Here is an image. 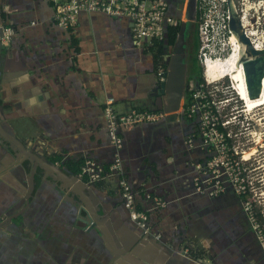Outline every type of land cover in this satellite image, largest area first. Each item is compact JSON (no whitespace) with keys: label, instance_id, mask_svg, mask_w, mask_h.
Returning a JSON list of instances; mask_svg holds the SVG:
<instances>
[{"label":"crops","instance_id":"obj_1","mask_svg":"<svg viewBox=\"0 0 264 264\" xmlns=\"http://www.w3.org/2000/svg\"><path fill=\"white\" fill-rule=\"evenodd\" d=\"M167 1L168 13L178 18V0ZM0 12L15 27L1 64L4 127L69 172L79 174L74 163L87 157L108 166L115 148L104 113L107 98L114 97L122 110L160 108L161 79L152 47L134 42L128 18L83 12L65 30L47 0H0ZM193 132L194 123L174 116L120 129L123 164L137 204L149 207L148 194L168 201L150 214L161 238L149 236L140 250L153 264H188L185 248L194 247L195 258L197 248H210L216 198L231 199V189L217 197L194 192L192 163L201 153L186 143ZM60 185L37 175L30 191L27 172L14 164L12 150L0 140V220L17 215L0 229V264H124L100 230L83 226L84 212ZM92 185L111 204L118 240L140 242L144 233L131 220L120 189L110 182Z\"/></svg>","mask_w":264,"mask_h":264},{"label":"built area","instance_id":"obj_2","mask_svg":"<svg viewBox=\"0 0 264 264\" xmlns=\"http://www.w3.org/2000/svg\"><path fill=\"white\" fill-rule=\"evenodd\" d=\"M47 1L54 8L55 22L65 30L75 26L79 15L83 12H100L112 17L128 18L132 24L134 42L139 45L145 44L153 47L156 41L167 45L168 27L177 26L179 23L175 16L168 13L169 3L167 0ZM219 3V0H199L200 19H203L198 28V35L202 41L199 59L204 69L206 83L211 85L219 83L227 75L211 81L210 76L207 74L209 65H214L217 61L226 58L233 49L230 42L231 29L225 18H218L219 13L216 18H210V12H213L214 9H221V4ZM14 34L15 27L8 24L2 38L4 44H8ZM254 45L257 47L256 44ZM261 45L264 46V44ZM165 72L166 67L162 64L158 65V74L161 80L165 78ZM231 85L234 88L232 81ZM203 88L196 95L201 98L194 102L187 111L190 117L196 111H201L199 129L188 135L186 139L190 149H198L201 153V159L192 163L195 169V174L192 178L194 192L209 197H217L226 192L227 189H232L243 198L250 222L260 238L261 236L264 237V223L258 218L260 210L255 211L254 208L256 203L264 201V197L262 198L264 195V178L254 176L253 172L261 166L251 162L256 159L259 147H264V143L261 141L264 140V136H262L264 135V130L260 127L262 118L255 120L253 126L257 131L260 128V134L255 137L256 131H250L246 140L241 141L239 135L241 131L238 129L237 116H228L226 118L223 115V109H226V101L228 99H216L220 92V88L217 87L212 94L214 95V100L204 102L202 101ZM246 107L247 112L253 111V109L248 108L247 103ZM104 113L107 119L111 143L115 148L114 160L108 166H105L95 159L87 157L80 165L79 175L91 184L110 182L116 188H119L124 205L129 210L131 220L146 236L160 239L161 235L155 233L152 229L150 214L154 210L166 207L168 201L162 197L148 194L147 199L151 202L150 206L143 209L137 208V194L128 179L123 164L124 140L120 134V129L134 127L142 123L159 122L166 116L171 115L161 109H149L139 106L122 110L117 106L116 99L112 96L106 100ZM262 127L264 128V124H262ZM254 149L255 152L250 158H246V154ZM260 213L264 219V212ZM261 242L264 246V241L261 240ZM186 252H189V250L186 249Z\"/></svg>","mask_w":264,"mask_h":264},{"label":"water","instance_id":"obj_3","mask_svg":"<svg viewBox=\"0 0 264 264\" xmlns=\"http://www.w3.org/2000/svg\"><path fill=\"white\" fill-rule=\"evenodd\" d=\"M229 10V27L231 30L240 32L241 40L248 45L249 54L252 57L245 59L244 67L249 92L251 96L257 97L261 93V84L264 77V49L257 48L251 37L247 35L243 28L242 20L234 3V0H227ZM232 5L236 13H232ZM197 18L196 11L194 14L185 11L184 18L178 23L179 31L175 42L167 51L165 78L160 83L161 104L160 108L168 115H179L185 110L189 55L191 51V38L193 34L194 20ZM8 23L0 18V76L4 73L2 63L5 60L8 49L2 38L4 37L5 28ZM166 44H169L167 40ZM0 140L4 143L5 148L12 150L14 164L21 166L27 172L29 180V190L32 191L35 186L37 175L46 178L59 180L61 189L70 192V199L75 200L78 205L80 214L83 215L84 224L89 228L100 230L104 234L109 248L118 261L124 264H153L141 253L145 242L149 236L145 234L140 238V242L124 243L120 242L110 221V205L105 203L96 192L95 187L87 182L78 173H72L62 168L57 162L49 160L48 156L42 155L28 147L12 130L5 128L0 116ZM29 193V192H28ZM103 206L102 213H99ZM106 208V209H105ZM82 215V214H81ZM17 215L3 216L0 220V229L7 227V223ZM144 237V238H143ZM184 254L190 257L188 264H198V259L191 255V252L183 250ZM198 262V263H197Z\"/></svg>","mask_w":264,"mask_h":264},{"label":"flooded vegetation","instance_id":"obj_4","mask_svg":"<svg viewBox=\"0 0 264 264\" xmlns=\"http://www.w3.org/2000/svg\"><path fill=\"white\" fill-rule=\"evenodd\" d=\"M177 8L179 9V17L177 18L179 22L184 18L186 10H188V13L191 15L196 11L197 16L194 20L191 51L188 58L189 70L185 109L191 101L194 103L199 100V97L196 95L202 87H204L202 101H213L214 95L212 94L219 86L220 92L216 99L225 100L221 93L222 88L226 87L225 84L211 85L205 83L206 80L203 83H199L200 76H204V69L200 62L199 54H195V34L201 17L199 0H178ZM166 55L167 53H165V58ZM195 56H197V62ZM234 104L233 108L236 109L233 112H237L238 129H241L240 126H243L241 131L243 136H241L240 139L241 141H244L250 132V128L254 126L257 116L261 114V111H253L252 113L247 112V108H245L246 103L239 98L235 99ZM184 112L185 110L179 115L174 114L171 116H174L179 122H181V120L184 119ZM262 112H264V109H262ZM223 115L224 117L227 115L226 109H223ZM258 152L259 156H261L263 150L259 151L258 149ZM261 158L264 159V156ZM230 193L231 199L223 200V198H216V200H218V204L216 205L217 212L211 216L213 219L211 228H214L215 234L210 235L211 247H206V251L210 256L209 259L215 264H264V248L250 222L248 212L244 206V201L240 195L235 193V191L232 190ZM219 196H221V194ZM211 212L213 213V210ZM210 249H213L216 253H212L209 251Z\"/></svg>","mask_w":264,"mask_h":264},{"label":"rangeland","instance_id":"obj_5","mask_svg":"<svg viewBox=\"0 0 264 264\" xmlns=\"http://www.w3.org/2000/svg\"><path fill=\"white\" fill-rule=\"evenodd\" d=\"M221 4V9H214L213 12H210V18H216L217 14L219 13L218 18H225L226 23L229 24V10H228V4H227V0H219ZM235 1V5L239 14V18L244 21L246 23V30L251 34L252 39H254V41H256L259 44H264V0H234ZM203 21V19H200L199 23H198V28L201 24V22ZM200 40V38H199ZM202 45V41L200 40V46ZM230 49V47H229ZM200 50V48H199ZM199 54V51H198ZM227 56V55H226ZM231 78L229 76H226L224 79H222L219 83L217 84H225L226 87L222 88L221 93L223 94L225 99H228L226 101V114L225 117L227 118L228 116H234L237 114V112H233L230 113L231 111H234L236 108L234 107V103H235V99L239 98L242 99V97H240V95L238 94V92L232 87L231 85ZM206 83V82H205ZM220 87V86H219ZM199 92V91H198ZM201 98V97H199ZM243 100V99H242ZM244 101V100H243ZM245 103V102H244ZM191 108V106H190ZM245 108H247L245 106ZM262 109H264V105L257 107L255 109H253V111H261V114H259L257 116V120H259L260 118H262L260 120L261 122V129L264 130V128L262 127V124H264V112H262ZM251 111V113L253 112ZM184 122H188L189 124H193L196 122H199V117L196 116V114H193L192 117H184ZM243 127H241L240 131H242ZM249 131H256V135L255 137H257L260 133V128H258V131L255 130L252 126V128H250ZM240 137L243 136L240 132H239ZM264 136V135H262ZM243 140V137H242ZM264 143V140H261ZM264 150L263 148L259 147V151ZM264 156V152L261 153V156H259V152L256 153V159H253L251 162L254 163L255 165H260V168H257L253 174L255 177L258 178H264V165L262 166V164H264V159H261V157ZM258 160L259 163H258ZM264 197V195L262 196V198ZM255 211L260 210L259 212H264V201L262 200L261 202H258L254 205ZM264 228V227H263ZM255 231V229H254ZM256 232V231H255ZM259 241L262 245V241H264V237L259 236V234L256 232ZM263 246V245H262ZM183 247V244L180 246V248ZM191 247L190 246V252H191ZM206 246H204L203 248H205ZM194 248V247H192ZM264 248V246H263ZM193 251V250H192ZM192 253V252H191ZM196 255L194 253V255L196 256V259H198V261L201 262H208L209 264H215L213 261H211V259H209V253H207V251L203 250L202 247L197 248L196 249Z\"/></svg>","mask_w":264,"mask_h":264},{"label":"bare ground","instance_id":"obj_6","mask_svg":"<svg viewBox=\"0 0 264 264\" xmlns=\"http://www.w3.org/2000/svg\"><path fill=\"white\" fill-rule=\"evenodd\" d=\"M232 13H236L233 5ZM242 24L244 29L241 28V31L245 30L247 35L250 36L248 31L246 30V23L242 21ZM230 42L233 46L230 54L226 58L217 61L214 65H209L207 74L210 76V80L214 81L219 79L220 77L227 75L231 78L234 88L239 92L244 102L246 101L249 109H254L258 106L264 105V77L262 80L261 93L259 96H251L248 89L244 63L245 59H248L250 57L253 58V56H251V54H249L248 52V45L241 40L240 32H236L235 30H231ZM254 44H256L259 49H264L263 45L258 44L255 41ZM254 152L255 149L252 152L247 153L246 158H250V156Z\"/></svg>","mask_w":264,"mask_h":264},{"label":"trees","instance_id":"obj_7","mask_svg":"<svg viewBox=\"0 0 264 264\" xmlns=\"http://www.w3.org/2000/svg\"><path fill=\"white\" fill-rule=\"evenodd\" d=\"M0 18L9 24V19H7V16H6L5 13L0 12ZM9 25H12V24H9ZM178 31H179V25L168 27L167 33H168L169 44L168 45H164L163 42L156 41L155 45L151 48L152 50H154L157 66L160 65V64L164 65L165 67L167 66V60L165 58V53H167V51L169 50V47L175 42ZM199 48H200V40H199L198 27H197L196 34H195V54L198 53ZM195 59H196V62H197V56H195ZM204 81H205L204 76L203 75H202V77L200 76L199 83H203ZM192 104H193V102L191 101L190 104L187 105V108L185 109V112H184V117L185 116L186 117L189 116L187 114V111L190 109V106ZM195 114H196L197 117H200L201 111L198 110V111H196ZM194 129H195V131H197L199 129V122L195 121ZM199 159H201V155H200V157L197 160H199ZM69 163H71V162H69ZM74 164L80 167V165L82 164V161H77ZM79 170H80V168H79ZM75 172H78V171H75ZM136 205H137L138 209H143L144 208L143 205L142 206L139 205V204H136ZM258 218H259V220L262 223H264V219H263V217H262L260 212H258Z\"/></svg>","mask_w":264,"mask_h":264}]
</instances>
